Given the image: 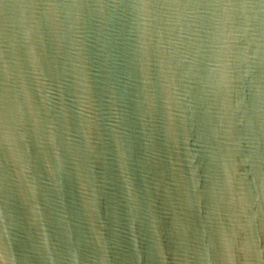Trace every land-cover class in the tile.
I'll use <instances>...</instances> for the list:
<instances>
[{"label": "water", "instance_id": "water-1", "mask_svg": "<svg viewBox=\"0 0 264 264\" xmlns=\"http://www.w3.org/2000/svg\"><path fill=\"white\" fill-rule=\"evenodd\" d=\"M0 264H264V0H0Z\"/></svg>", "mask_w": 264, "mask_h": 264}]
</instances>
